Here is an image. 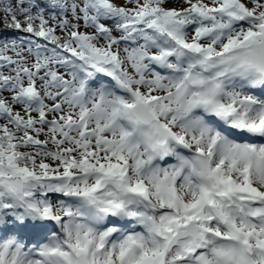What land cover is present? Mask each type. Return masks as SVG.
<instances>
[{"label": "snow or ice", "instance_id": "snow-or-ice-1", "mask_svg": "<svg viewBox=\"0 0 264 264\" xmlns=\"http://www.w3.org/2000/svg\"><path fill=\"white\" fill-rule=\"evenodd\" d=\"M0 264H264V0H0Z\"/></svg>", "mask_w": 264, "mask_h": 264}]
</instances>
